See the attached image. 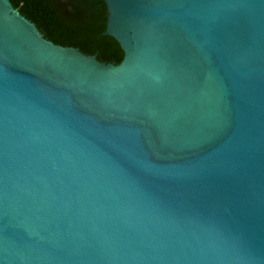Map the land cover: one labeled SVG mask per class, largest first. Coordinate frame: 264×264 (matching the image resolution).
Masks as SVG:
<instances>
[{
  "label": "water",
  "instance_id": "1",
  "mask_svg": "<svg viewBox=\"0 0 264 264\" xmlns=\"http://www.w3.org/2000/svg\"><path fill=\"white\" fill-rule=\"evenodd\" d=\"M105 63L0 0V264H264V0H100Z\"/></svg>",
  "mask_w": 264,
  "mask_h": 264
},
{
  "label": "trees",
  "instance_id": "2",
  "mask_svg": "<svg viewBox=\"0 0 264 264\" xmlns=\"http://www.w3.org/2000/svg\"><path fill=\"white\" fill-rule=\"evenodd\" d=\"M42 36L78 48L105 63L118 64L122 52L111 36L101 34L106 10L100 0H10Z\"/></svg>",
  "mask_w": 264,
  "mask_h": 264
}]
</instances>
